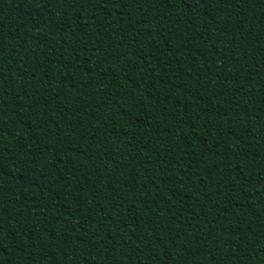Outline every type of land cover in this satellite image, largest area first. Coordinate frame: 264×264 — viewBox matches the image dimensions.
<instances>
[{"label":"trees","instance_id":"16d2710c","mask_svg":"<svg viewBox=\"0 0 264 264\" xmlns=\"http://www.w3.org/2000/svg\"><path fill=\"white\" fill-rule=\"evenodd\" d=\"M0 264H264V0H0Z\"/></svg>","mask_w":264,"mask_h":264}]
</instances>
